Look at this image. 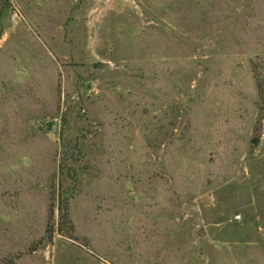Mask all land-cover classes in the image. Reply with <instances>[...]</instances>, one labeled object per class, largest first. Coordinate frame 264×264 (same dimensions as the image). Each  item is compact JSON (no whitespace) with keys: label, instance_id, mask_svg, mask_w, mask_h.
<instances>
[{"label":"rangeland","instance_id":"rangeland-1","mask_svg":"<svg viewBox=\"0 0 264 264\" xmlns=\"http://www.w3.org/2000/svg\"><path fill=\"white\" fill-rule=\"evenodd\" d=\"M251 61L264 0H0V262L264 264Z\"/></svg>","mask_w":264,"mask_h":264},{"label":"trees","instance_id":"trees-1","mask_svg":"<svg viewBox=\"0 0 264 264\" xmlns=\"http://www.w3.org/2000/svg\"><path fill=\"white\" fill-rule=\"evenodd\" d=\"M259 66L256 62L251 61L250 62V72H251V78L254 83V87L256 90L257 95V113H258V121L264 122V72H262V67ZM264 69V68H263ZM254 143L257 142V140H253ZM58 218H59V227L63 225H70L69 221V214H68V204L66 201H61L58 204ZM55 233L54 226L47 224L44 229V236L43 238H37V240L30 242L27 244L24 250V253L26 254H32L41 246L44 245V240L48 244L52 241L53 235ZM45 243V244H46ZM20 254H16L15 252L10 251L9 255L2 259L0 264L3 262V264H12V260H17ZM9 258V259H7ZM15 258V259H14Z\"/></svg>","mask_w":264,"mask_h":264}]
</instances>
